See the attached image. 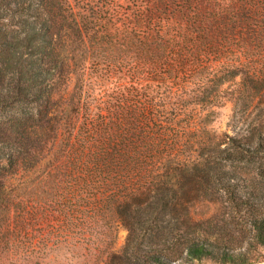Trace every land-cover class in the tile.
Returning a JSON list of instances; mask_svg holds the SVG:
<instances>
[{
  "label": "trees",
  "instance_id": "obj_1",
  "mask_svg": "<svg viewBox=\"0 0 264 264\" xmlns=\"http://www.w3.org/2000/svg\"><path fill=\"white\" fill-rule=\"evenodd\" d=\"M252 246L264 0H0V264L262 263Z\"/></svg>",
  "mask_w": 264,
  "mask_h": 264
},
{
  "label": "rangeland",
  "instance_id": "obj_2",
  "mask_svg": "<svg viewBox=\"0 0 264 264\" xmlns=\"http://www.w3.org/2000/svg\"><path fill=\"white\" fill-rule=\"evenodd\" d=\"M230 114H231V106H229L224 111V115L222 116V118L215 124L216 129L220 131H229L231 133V130L228 128ZM127 235H128L127 230L123 227H119L118 237L114 244L115 250L122 249V247L126 243ZM28 237H33L32 231L30 232V235ZM26 249L27 250L30 249L29 246H26ZM252 250L256 253V255H260V257L263 259L262 260L263 262L260 264H264V247L252 246ZM79 258L80 257L75 253L72 254V253L61 252V253H56L54 255H51V257L47 259L46 262L43 264H46V263L47 264H80V261L82 259L81 258L79 259ZM17 260L18 262H14L13 264H30V263H26V261L20 260L19 258H17ZM6 264H10V263L8 262ZM206 264H209V263H206Z\"/></svg>",
  "mask_w": 264,
  "mask_h": 264
}]
</instances>
